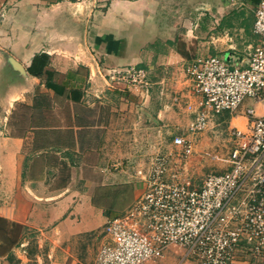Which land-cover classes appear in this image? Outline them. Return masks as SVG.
Masks as SVG:
<instances>
[{
	"label": "crops",
	"instance_id": "1",
	"mask_svg": "<svg viewBox=\"0 0 264 264\" xmlns=\"http://www.w3.org/2000/svg\"><path fill=\"white\" fill-rule=\"evenodd\" d=\"M260 2L0 0L6 8L0 21V116L8 114L0 134V264H12L13 255L22 264L30 260L27 229L65 240L105 228L144 191L137 171L146 170L156 153L180 150L176 136L195 146L184 173L196 185L206 175L197 182L189 172L193 162L216 165L225 152L229 170L230 129H248L245 108L252 102L237 113L213 112L208 127L193 132L202 98L187 67L209 55L246 66L260 42L254 31ZM42 52L69 82L64 94L27 71ZM100 65L143 67L152 87L109 86ZM71 87L83 91L81 100L68 97ZM256 108L263 113L264 102ZM118 210L110 218L105 214ZM171 253L179 264L200 263L183 260L184 249L176 246L162 257ZM235 264L264 259L241 251Z\"/></svg>",
	"mask_w": 264,
	"mask_h": 264
},
{
	"label": "built area",
	"instance_id": "2",
	"mask_svg": "<svg viewBox=\"0 0 264 264\" xmlns=\"http://www.w3.org/2000/svg\"><path fill=\"white\" fill-rule=\"evenodd\" d=\"M84 1V0H78ZM109 2L113 0H86ZM6 16L0 7V21ZM254 31L260 37L248 54L246 66H232L217 55L198 57L187 67L202 109L190 128L204 131L213 112L237 113L245 108L249 127L230 129L233 149L230 168L210 172L196 185L184 173L195 153L189 138L176 136L179 151L156 153L137 175L144 191L123 214L105 225V240L94 264H145L160 258L170 246L184 249V259L202 264H235L238 253L264 259V0L255 10ZM109 86L124 84L149 92L148 71L137 65L99 66ZM8 114L0 116V134Z\"/></svg>",
	"mask_w": 264,
	"mask_h": 264
},
{
	"label": "rangeland",
	"instance_id": "3",
	"mask_svg": "<svg viewBox=\"0 0 264 264\" xmlns=\"http://www.w3.org/2000/svg\"><path fill=\"white\" fill-rule=\"evenodd\" d=\"M226 151V150H225ZM227 154L220 157L218 164L209 165L203 161L202 164L194 165L191 163L189 172L197 180L201 179L210 172H221L228 168ZM191 168V169H190ZM134 197L127 204L132 203ZM121 210L117 212L105 211L108 218L117 215ZM110 216V217H109ZM104 225L86 233L73 235L67 239H57L50 232H43L36 228L27 229L25 236L28 241L26 253L30 257L25 264H93L96 253L103 240L104 234L102 232ZM22 234V233H20ZM17 235V233H16ZM53 254V259L51 257ZM194 261V260H193ZM12 264H22L21 260L17 256L12 257ZM194 264H200L194 261ZM186 263L191 264L192 261ZM145 264H179L178 256L175 253L168 254L162 258L156 260H150Z\"/></svg>",
	"mask_w": 264,
	"mask_h": 264
},
{
	"label": "trees",
	"instance_id": "4",
	"mask_svg": "<svg viewBox=\"0 0 264 264\" xmlns=\"http://www.w3.org/2000/svg\"><path fill=\"white\" fill-rule=\"evenodd\" d=\"M51 56L45 52L38 53L34 56L31 65L27 71L42 80L48 89L57 94H64L69 87V82L63 78V75L54 69L51 65ZM83 96V91L77 87H71L68 97L72 100L79 101Z\"/></svg>",
	"mask_w": 264,
	"mask_h": 264
}]
</instances>
